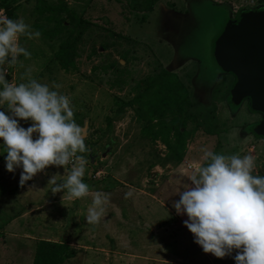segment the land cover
Instances as JSON below:
<instances>
[{"label": "rangeland", "instance_id": "374dc122", "mask_svg": "<svg viewBox=\"0 0 264 264\" xmlns=\"http://www.w3.org/2000/svg\"><path fill=\"white\" fill-rule=\"evenodd\" d=\"M231 2L246 11L262 6L258 0H0V20L22 18L40 33L18 37L30 57L0 66L5 79L18 84L30 73L69 98L74 121L87 133V151L79 154L86 160L83 182L89 192L107 195L108 217L122 225L117 233L103 222L86 223L91 193L71 199L47 188L25 222L16 219L26 213L16 204L0 203V264H32L41 240L65 237L72 255L61 264H234L230 256L204 253L182 223L187 217L172 207L190 184L189 165L202 163L201 147L251 155L253 174L264 175V138L252 133L261 115L247 101L230 104L233 78L218 71L213 56ZM64 42L74 54L65 66ZM53 169L63 175V166ZM88 237L86 250L79 242Z\"/></svg>", "mask_w": 264, "mask_h": 264}, {"label": "clouds", "instance_id": "9594fccd", "mask_svg": "<svg viewBox=\"0 0 264 264\" xmlns=\"http://www.w3.org/2000/svg\"><path fill=\"white\" fill-rule=\"evenodd\" d=\"M22 18L0 20V66L17 64L30 53L17 39L38 37ZM0 67V155L4 169L19 172V185L47 166H63V175L52 174L46 186L55 194L66 191L71 199L87 196L83 182L87 151L86 130L73 119L69 98L50 90L26 73L24 82L5 79ZM56 87L55 85L53 86ZM20 121L30 122L23 127ZM201 162L189 165L190 184L179 191L172 207L187 219L183 225L204 253L216 258L230 256L234 264H264V175H254L251 155L221 154L201 147ZM67 166V167H66ZM131 192L125 193V198ZM106 194L96 192L85 221L95 224L105 212ZM236 250L235 255H232Z\"/></svg>", "mask_w": 264, "mask_h": 264}, {"label": "water", "instance_id": "95a60500", "mask_svg": "<svg viewBox=\"0 0 264 264\" xmlns=\"http://www.w3.org/2000/svg\"><path fill=\"white\" fill-rule=\"evenodd\" d=\"M228 8L226 29L213 44V56L218 71L233 78L230 104L247 101L249 110L261 115L252 133L264 138V5L249 11Z\"/></svg>", "mask_w": 264, "mask_h": 264}, {"label": "crops", "instance_id": "0c3cea01", "mask_svg": "<svg viewBox=\"0 0 264 264\" xmlns=\"http://www.w3.org/2000/svg\"><path fill=\"white\" fill-rule=\"evenodd\" d=\"M231 5L233 8L235 7H241V6H236L234 2H231ZM30 122H25V121H20L21 126L23 127H28ZM6 155V153L0 155V203L3 204V207L5 208L7 205H9L11 208H13L12 204H16V209L18 211H25L26 213L21 214L18 216L16 219L19 220L20 222H25L26 217L32 216L31 214H28L30 211L33 209L37 208H32L33 205H31L33 199H37V195L39 196H45L47 197L49 195V191L46 189L48 186L47 180L48 178L52 175L55 174L53 167L54 166H47L44 170L41 172L36 173L31 180L26 181L24 185H19L18 180H19V172L20 170L17 169L14 173L8 172L4 169V160L3 156ZM91 159L93 157H90ZM92 161V160H91ZM95 191L89 192L91 194L90 197H92V193ZM142 192V190H140ZM146 199V198H144ZM38 200V199H37ZM37 200L34 202H37ZM90 201V200H89ZM147 204V202H145ZM64 204V203H63ZM62 204V205H63ZM61 205V208L63 207ZM60 207V206H58ZM31 208V209H30ZM16 211V210H15ZM103 222L102 226L108 227L107 229L109 230H115L114 232L120 233L121 230L119 231V223H115L114 221L111 220L110 217H108V208L107 205L105 206V212L99 219V224L101 226V223ZM119 225V226H118ZM10 227H13V225H9ZM126 226V224H125ZM124 226V227H125ZM21 228V227H20ZM19 228V229H20ZM22 230V229H21ZM64 241H67V244L70 246L69 238L65 237L63 238ZM90 237L85 240L79 242L80 247L84 249H90L91 245L89 243ZM48 241V239H47ZM50 241V240H49ZM61 241H57L56 243H60ZM75 245V241H73V244Z\"/></svg>", "mask_w": 264, "mask_h": 264}, {"label": "trees", "instance_id": "16d2710c", "mask_svg": "<svg viewBox=\"0 0 264 264\" xmlns=\"http://www.w3.org/2000/svg\"><path fill=\"white\" fill-rule=\"evenodd\" d=\"M148 9L151 10V6ZM60 51V55H64V59L61 60V64L63 66L66 64H72L74 60V54L73 51L69 49L67 43L64 42L61 44ZM178 133L182 134L179 130ZM71 255L72 250L67 244V241L56 243L52 241L41 240L37 245L32 264H61L65 258H68Z\"/></svg>", "mask_w": 264, "mask_h": 264}, {"label": "flooded vegetation", "instance_id": "af4514ba", "mask_svg": "<svg viewBox=\"0 0 264 264\" xmlns=\"http://www.w3.org/2000/svg\"><path fill=\"white\" fill-rule=\"evenodd\" d=\"M260 3L259 4H261V5H264V0H258ZM250 5H252V6H254L255 5V2L254 1H252V3L250 4ZM238 7H236V9H237ZM231 15H232V17H233V15H234V11L233 12H231ZM218 75V74H217ZM199 89H201L200 87H198ZM201 91L203 92L204 90H202L201 89Z\"/></svg>", "mask_w": 264, "mask_h": 264}, {"label": "built area", "instance_id": "2783aa9c", "mask_svg": "<svg viewBox=\"0 0 264 264\" xmlns=\"http://www.w3.org/2000/svg\"><path fill=\"white\" fill-rule=\"evenodd\" d=\"M100 172H97L96 175L98 176Z\"/></svg>", "mask_w": 264, "mask_h": 264}]
</instances>
